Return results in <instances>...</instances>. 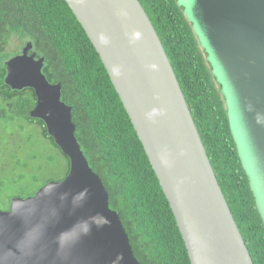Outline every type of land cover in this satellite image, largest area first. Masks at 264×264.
Wrapping results in <instances>:
<instances>
[{
    "label": "water",
    "instance_id": "95a60500",
    "mask_svg": "<svg viewBox=\"0 0 264 264\" xmlns=\"http://www.w3.org/2000/svg\"><path fill=\"white\" fill-rule=\"evenodd\" d=\"M99 54L144 147L191 264H254L159 35L139 0H65ZM193 22L236 85L264 164V0H193ZM29 42L5 63L6 84L30 88L31 117L70 170L0 209V264H141L102 179L76 137L61 83Z\"/></svg>",
    "mask_w": 264,
    "mask_h": 264
},
{
    "label": "trees",
    "instance_id": "16d2710c",
    "mask_svg": "<svg viewBox=\"0 0 264 264\" xmlns=\"http://www.w3.org/2000/svg\"><path fill=\"white\" fill-rule=\"evenodd\" d=\"M154 25L254 264H264V220L230 126L209 52L178 0H139ZM33 43L43 74L61 83L76 137L102 179L141 264H191L176 218L99 54L65 0H0V209L61 181L69 159L31 117L35 92L14 90L5 63ZM11 46H14L11 48Z\"/></svg>",
    "mask_w": 264,
    "mask_h": 264
},
{
    "label": "rangeland",
    "instance_id": "374dc122",
    "mask_svg": "<svg viewBox=\"0 0 264 264\" xmlns=\"http://www.w3.org/2000/svg\"><path fill=\"white\" fill-rule=\"evenodd\" d=\"M181 5L186 8L190 18L193 19L192 13L193 0H178ZM195 24V23H194ZM195 29L199 34L201 40V47L207 49L205 42L200 34V31L195 24ZM14 46H11L13 48ZM209 52V51H208ZM210 54V60L214 66L218 80L223 84L224 96L227 99V106L229 110V119L232 133L234 135L239 155L243 161V165L249 175L251 181V187L255 193L257 199V205L259 211L264 220V164L260 152L255 144L250 126L245 117V113L241 104V100L238 94L236 85L231 77L228 69L218 64L213 56ZM9 208L4 206L2 210H8Z\"/></svg>",
    "mask_w": 264,
    "mask_h": 264
}]
</instances>
